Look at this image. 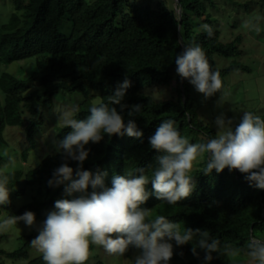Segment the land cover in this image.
Segmentation results:
<instances>
[{"label":"trees","instance_id":"16d2710c","mask_svg":"<svg viewBox=\"0 0 264 264\" xmlns=\"http://www.w3.org/2000/svg\"><path fill=\"white\" fill-rule=\"evenodd\" d=\"M167 1L171 3L169 7L164 5L165 0L155 4L143 0L138 5L130 0H13L12 11L0 23V63L6 65L33 59L35 70L24 80L8 73L0 74L3 94L0 142H4L2 132L5 127L22 128L30 143L21 152L24 161L34 147L33 133L42 124L58 91L68 95L82 94L75 106L79 108L77 118L85 119L89 115L88 109L96 104L95 100L99 102L110 96L125 78L131 84L122 101L126 107L123 112L119 105L112 107L124 116L125 123L134 119L143 135L135 139L127 135L109 137L104 134L99 143L89 142L85 146L90 150L89 156L81 171L106 173L104 184L111 187L114 175L154 166L161 153L150 147L149 138L166 119H172L181 135L191 143L214 137L212 128L196 121L189 98V82L182 81L177 74L172 79L176 72L175 56L184 46L198 44L213 67L214 56L232 59L239 57L241 52L233 42L223 41L220 37L212 16V11L218 8L217 0ZM257 4L264 16V0H257ZM64 25L69 27L66 32ZM204 25L212 27L211 37ZM213 70L219 71L222 78L236 70L247 72L248 68L231 61L225 68L213 67ZM154 86L170 87L169 98L155 101L143 93L144 89ZM91 92H97V95L93 96ZM136 105L141 106V112L129 117L128 111ZM23 108L29 115L27 123ZM261 117L264 118V113ZM70 131V128L57 127L56 139L62 140ZM63 162L62 152H57L44 155L34 167L25 171L0 173L10 177V190L23 183V189H15V196L26 189L33 192L29 202L13 215L32 211L36 220L46 219L47 212L54 210V202L64 192V185L49 187L47 182L52 179L54 169ZM67 162L75 179L77 162ZM205 165L206 159L192 170L195 188L189 198L177 205H168L150 195L142 207L154 209V216L165 215L173 222H181L182 228L208 231L209 238L220 240L222 245L230 243L246 248L250 235L264 237V190L250 186L236 170L229 172L225 168L217 173L213 169L204 174ZM147 175L151 178L150 171ZM146 190L152 193L151 183ZM32 239V234L22 236V244L17 250H0V255L26 260L27 264H44L42 254L28 258ZM173 247L171 262L204 264L202 250L197 249V258L191 253V244L176 247L173 242ZM92 248L90 245V250ZM210 264H249V260L243 255L233 258L213 253Z\"/></svg>","mask_w":264,"mask_h":264},{"label":"clouds","instance_id":"9594fccd","mask_svg":"<svg viewBox=\"0 0 264 264\" xmlns=\"http://www.w3.org/2000/svg\"><path fill=\"white\" fill-rule=\"evenodd\" d=\"M203 28L211 37L212 27L204 25ZM175 65L180 79L187 80L205 99L222 89L220 73L213 70L200 45L184 46L183 51L175 56ZM130 86V81L125 78L110 96L101 98L88 109L89 115L85 119L77 118L78 106L59 111L58 122L62 128H70L71 131L56 144L64 162L54 169L52 179L47 183L49 187L64 185V192L54 202V210L47 212L46 219L36 220L34 212L25 211L19 216L8 215L0 221V229L21 222L32 228L36 221H43L36 228L38 234H32L34 239L30 243L42 254L44 264H86L91 254L90 245L102 246L109 255L120 257L130 247L139 250L130 264H169L174 251L173 242L176 247L191 244V253L197 258V249L202 250L204 264H210L213 253L233 258L243 255L249 264H264L262 236L250 235L246 248L230 243L222 245L220 240L210 239L208 231L182 228L181 222H173L165 215L154 216V209L142 207L150 195L168 205H177L189 198L195 188L191 173L198 166L193 168L194 163H199L204 157V174L211 173L213 169L217 173L225 168L229 172L236 170L250 186L264 190V118L261 115L245 111L239 122L234 123V119L220 113L214 120L216 135L207 140L203 138L201 141L204 142L199 143H191L181 135L172 119L163 120L149 138L150 147L161 153L154 166L114 175L111 187L104 184L106 173L80 170L90 152L85 146L89 142L99 143L104 134L109 137H142L143 133L134 119L130 118L125 123L124 116L112 107L119 105L123 112L126 106L122 101ZM24 112L27 111L23 108ZM140 112L141 106H132L128 116L133 117ZM68 160L77 162L75 179ZM9 183L10 177L0 174V206L11 202L10 191L15 189L10 190ZM149 183L152 193L146 190ZM64 193L72 198L63 199Z\"/></svg>","mask_w":264,"mask_h":264},{"label":"rangeland","instance_id":"374dc122","mask_svg":"<svg viewBox=\"0 0 264 264\" xmlns=\"http://www.w3.org/2000/svg\"><path fill=\"white\" fill-rule=\"evenodd\" d=\"M143 0H130L138 5ZM155 4L158 0H150ZM164 1V0H160ZM216 11H212L215 23L220 31V37L223 41L233 42L241 52L236 58L228 59L214 56L216 69L225 68L231 61L241 63L248 68V71H233L222 77V89L212 97L205 99L202 94L195 91L189 84V98L196 116L197 123L212 128L216 134L214 125L215 118L224 113L227 118L234 119L238 123L243 112L251 111L256 114L264 113V16L260 13L257 0H217ZM166 7L171 3L165 0ZM175 6V5H174ZM13 8V0H0V23L4 22ZM63 31H68L67 25H64ZM33 59H24L4 65L0 63V74L8 73L18 79L24 80L29 76L34 67ZM176 72H173L174 79ZM170 87H152L144 89L143 93L152 96L155 101H163L169 98L171 94ZM96 96L97 92H91ZM3 94L0 91V100ZM82 99V94L75 93L68 95L62 91L52 98V105L46 110L43 123L34 131V147L31 149L23 162L21 152L27 149L30 143L26 140L22 128L11 126L5 127L2 132L0 142V172L7 173L17 169L23 171L34 167L37 162L46 154L57 153L56 128L62 127L58 122V114L61 109L71 108ZM95 100L94 103H97ZM23 117L27 123L29 115L24 112ZM201 142H204L203 140ZM205 157L199 163H194L193 168L201 165ZM20 182L14 189L22 188ZM13 189V190H14ZM15 191V190H14ZM10 191V204L0 206V221L8 215H13L14 211L25 203L29 202L32 192L24 190V193L13 195ZM71 199L64 193L63 199ZM43 221H36V226L29 228L23 222L18 225L10 226L7 229H0V250L13 252L20 247L22 236L37 233L36 228ZM36 234V236H37ZM35 236V237H36ZM90 257L86 264H130L139 250L129 248L123 257L109 255L102 246L92 245ZM29 260L41 255V253L31 247L28 251ZM0 264H27L26 260L12 259L0 255ZM169 264H175L169 261Z\"/></svg>","mask_w":264,"mask_h":264}]
</instances>
